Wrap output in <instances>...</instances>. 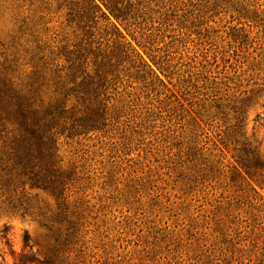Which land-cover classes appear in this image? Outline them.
<instances>
[{"label": "rangeland", "instance_id": "obj_1", "mask_svg": "<svg viewBox=\"0 0 264 264\" xmlns=\"http://www.w3.org/2000/svg\"><path fill=\"white\" fill-rule=\"evenodd\" d=\"M0 264H264V0H0Z\"/></svg>", "mask_w": 264, "mask_h": 264}, {"label": "trees", "instance_id": "obj_2", "mask_svg": "<svg viewBox=\"0 0 264 264\" xmlns=\"http://www.w3.org/2000/svg\"><path fill=\"white\" fill-rule=\"evenodd\" d=\"M101 118H102V114H100L99 109H97L96 111H94L92 113V115L87 118L86 120V126L91 127V128H95L98 127L101 124ZM41 120H39L38 122H40ZM50 123H47V125H44V128H49L50 127ZM27 131L29 132V134H31L37 141V150L39 152V154L41 156L43 155V150L45 151V153H47L46 157L49 158L51 165H52V158H53V154H51L49 151H51V148H47V143L42 142L43 140V136L40 134L39 131H37L34 128H27ZM26 242H28V237L26 239Z\"/></svg>", "mask_w": 264, "mask_h": 264}]
</instances>
